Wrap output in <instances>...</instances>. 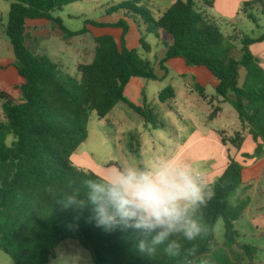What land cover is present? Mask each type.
<instances>
[{"label": "trees", "instance_id": "1", "mask_svg": "<svg viewBox=\"0 0 264 264\" xmlns=\"http://www.w3.org/2000/svg\"><path fill=\"white\" fill-rule=\"evenodd\" d=\"M3 1L10 2L5 34L12 45L15 68L22 81L11 87L19 94V99L0 91L3 114L0 122V250L10 256L12 264H48L60 243L70 239L78 241L90 253L92 264H179L177 259L167 257L162 247L154 258L139 254L136 243L143 237L140 230L117 228L106 232L89 222L90 209L78 211L59 205L64 194H71L75 188L84 196L86 188L82 181L98 177L74 166L71 157L88 138L90 113L105 118L118 103L126 104L153 128L162 127L153 109L132 104L124 91L133 78L152 81L166 78L167 62L181 59L187 66L206 68L217 79L216 95L233 106L243 129H248L257 143L252 155L242 157L245 160L261 158L264 156V70L250 46L264 42V34L258 38L244 37L241 57L234 59L229 56L231 48H222L224 36L219 27L201 10V6L212 8L214 0H177L158 19L140 5L141 0L126 1L112 6L108 13L140 17L147 32L161 30L172 37L159 62L164 74L157 75L149 60L126 47L129 26L123 19L108 24L89 20L85 24L121 29L120 43L118 45L112 36L96 38L93 61L79 64L76 67L79 76L73 77L48 56L29 51L25 46V29L27 20L44 19L58 25L66 36L86 33V29L69 31L62 20L54 16L55 12L81 0ZM257 1L260 0L245 2L242 8L254 23L255 17L248 10ZM139 43L145 51L150 50L143 36ZM240 69L246 71L242 84ZM199 92L204 97L203 89ZM158 98L166 103L175 98V91L168 86ZM219 111L218 106L213 107L209 118L213 119ZM220 135L224 145L230 143L240 148L241 132L230 138L224 133ZM10 136L13 140L8 143ZM131 140L136 137L132 136ZM130 147L132 150V144ZM111 166L119 167L113 162L108 167ZM244 168L229 156L223 174L210 183L216 194L201 209V215L211 230L193 242L198 248L194 264H200L201 258L208 256L219 218L225 221L226 239L235 241L233 223L242 216L249 200L238 198L233 205L230 199L242 186ZM50 188L52 192L48 191ZM184 246L192 244L184 242Z\"/></svg>", "mask_w": 264, "mask_h": 264}, {"label": "rangeland", "instance_id": "2", "mask_svg": "<svg viewBox=\"0 0 264 264\" xmlns=\"http://www.w3.org/2000/svg\"><path fill=\"white\" fill-rule=\"evenodd\" d=\"M91 1L96 0H82L68 5L63 8V11L55 12L54 16L62 18L69 31L79 32L85 28L86 19L97 18V13H94L91 9ZM126 1L131 0H111L108 5L116 6ZM140 5L146 6L147 2L142 3L141 1ZM243 5L244 3L241 5V10L232 17H223L216 13H214V16L209 17L219 27L224 36L222 48H231L229 56L234 59L241 57L244 37L258 38L264 34V0L252 3L248 10L255 17L256 23L248 19L247 15L242 11ZM0 6L9 9L10 2L0 0ZM68 16L73 17L69 18ZM7 17L6 13L2 14L4 28L7 24ZM112 17L115 19L116 15ZM129 24L128 48L135 49L142 58L149 60L155 73L159 76L162 75L159 61L162 56L161 50L163 46L161 44L156 46L159 42L157 38L159 30L155 33L146 32V25H144L140 17L130 18ZM139 30L142 31L145 41L152 46L153 52L151 54L139 44ZM161 33L171 38L169 34ZM57 43V41H54L50 46L52 54L51 52L50 54H45L53 62L58 63L61 60V62H66V65L69 66V63H72V59L66 56H72V52L63 56L62 53L58 52ZM45 46L47 45L45 44ZM73 46L86 49L87 53L83 62H91L93 60L94 44L89 35H80L75 39ZM171 70L168 76L162 80L152 81L134 78L125 88V95L133 104L140 107L147 106L159 115L162 127L155 129L152 125L146 124L141 116L124 103H118L116 108L106 118H99L95 112H91L87 123L88 138L71 157L72 164L80 169L91 171L98 176L101 175L93 170L99 167L100 169H106L112 162L118 166L140 162L149 164L157 155L176 154L180 144L185 142L196 126L216 127V123H213L208 118V114L204 109H198L197 106L194 108L189 106L187 103L188 99L182 93L179 94L177 104H174L171 100L166 102V104H162L159 101V93L168 86L175 87L177 90L184 84L186 89L191 86L188 82L189 79L184 80L181 77L179 69L176 71L174 67ZM67 72L70 76H79L76 70L74 71L72 68ZM245 74V70H240V84L243 83ZM205 87L208 96L216 95L215 88L211 84L206 83ZM8 92L15 99H19V94L13 91L11 87ZM194 93L198 97L197 93ZM232 107L229 104L225 105L226 109H234ZM233 111L232 113H234ZM2 120L3 114L0 104V122ZM232 120L226 114L224 121L227 126H230L229 123L233 122ZM132 136H135L136 140H131ZM12 140L13 137L10 136L7 142L11 143ZM130 144H132V150ZM186 160L189 161V159ZM194 164L205 170L204 161L194 162ZM240 191L241 189H238V193ZM230 203L235 205V200L231 198ZM253 209V211L252 208L246 211L233 223L234 231L236 232L233 243L225 237V221L222 218L217 220L213 229L210 252L207 257L201 258L200 264L203 261H206L207 264H264V201L253 204ZM243 247H247L249 250ZM55 253V256L50 257L48 264H92L90 253L76 240H64L57 247ZM0 264H12L10 256L2 250H0Z\"/></svg>", "mask_w": 264, "mask_h": 264}, {"label": "crops", "instance_id": "3", "mask_svg": "<svg viewBox=\"0 0 264 264\" xmlns=\"http://www.w3.org/2000/svg\"><path fill=\"white\" fill-rule=\"evenodd\" d=\"M109 1L111 0L91 1L90 2L91 9L93 10L94 13H97L96 16L97 18H88L85 20V22L90 20L102 24H108V23H117L120 19H123L129 26V31L126 34V47L128 48L127 37L130 32V24H129L130 18L122 16L121 15L122 13H108L109 9L112 7L108 5ZM141 1L142 3L147 2V5L145 7H147L150 10L152 16L155 19H158L167 9H169L173 4H175L177 0H141ZM249 1L251 0H214V4L212 8L206 9L203 6H201V10L209 17L214 16V13L221 15L223 17H232L241 10V5L243 3ZM9 10H10V6L9 9H5L0 6V91H6V92H8L10 87H12L13 85H17L22 81V79L18 76L17 70L15 68L16 59L12 45L5 34L6 26L4 28L2 22L3 21L2 14L6 13L8 15ZM113 15H116L115 19L114 17H112ZM68 17L72 18L73 16H68ZM59 19L62 20L63 24L65 23L62 18ZM84 29H86V33L81 35H89L91 37L94 44V55L96 48V43H95L96 38L102 36H112L115 39V41L118 43V45L120 43L122 30L119 28L96 27L90 24H85ZM146 29L147 27L145 28V31ZM140 31L141 30H139L140 38H141L143 34L142 31L141 32ZM161 32L163 31L161 30L158 31L157 38L159 42L156 44V46H159V44L163 46V49L161 50V55H162L161 59H162L167 51V46L172 43L173 39L172 37L171 38L166 37ZM79 36L80 35L72 36V37L66 36L58 25L44 19L26 21L25 46L29 51L36 54H43L47 56V54L45 53L50 54L52 49L50 48V46L53 44L54 41H57L59 47L58 52L62 53L63 56H66L68 53L72 52L71 53L73 54L72 56H66L72 59V63H69V66L66 65V62H61V60H59V62L56 63L59 66V68L65 73H68L67 71H69L71 68L75 71L76 67L79 64H88L93 61L92 60L91 62H83L85 61V55L87 53L86 49L73 46L75 39L78 38ZM45 44L47 46L44 47ZM148 45L150 46L149 52L151 54L153 52V48L150 44ZM250 51L259 60L260 66L264 70V42L253 44L252 47L250 48ZM166 67H167V76L172 71L171 69L175 67L176 71H178V69L181 71L180 75L182 78H184V80L189 79L188 82L191 85L189 89H186L184 88L185 85L184 84L178 90L175 87L171 86L175 91V98L171 100L172 102H174V104L178 103L179 94L182 93L188 99L187 103L189 106H192L193 108L197 106L198 109L199 108L204 109V111L208 114V118L212 112L213 107L218 106L220 108V111L213 119L209 118L213 123H216L217 126L216 127L196 126L195 129L192 130V132L189 134L185 142L180 144L179 149L177 150L175 155L182 156L184 159H189V161L192 163L198 161H204L205 170L203 171L205 172L209 183H213L218 177H220L223 174V172L228 166L229 156L235 159L236 161L240 162L241 164H243L245 168L242 176L243 183L240 188L241 191L239 193L237 191L233 199L236 200L238 198L240 199L248 198L249 204L244 210L243 214L246 211L251 210V208L253 211L254 210L253 204H258L264 201V156H262L259 159H248V160H245L242 156L245 154L252 155L255 152L257 143L254 141L252 135L249 134L248 129H243L235 109L230 110L225 108L226 104L231 105L229 102L227 101L224 102L223 99L221 97H218L217 95L211 97L207 95L206 87L204 88V85L206 83H209L214 88H216L218 81L206 68L187 66L181 59L170 60L169 62H167ZM162 73L164 74L163 71ZM192 86L194 87V89ZM201 89H203L204 91V97L200 96L199 91H201ZM194 92L197 93L198 97H196ZM124 95H125V91H124ZM125 97L129 102H131V100H129V98H127L126 95ZM230 98L232 97L230 96ZM162 104H166V103H162ZM144 105H146V103H144ZM116 106L112 109V111L116 108ZM232 110H234L233 111L234 113H232ZM226 114H228L229 117L233 119L232 120L233 122L229 123L230 126H227L225 124L224 120ZM238 132H241L243 134V141L241 142L239 149L235 148L230 143H228L227 145H224L222 143V137L220 133H224V135L227 138H230L233 137L234 134ZM259 143H261V141H259ZM95 169L93 171L98 172V174L102 176L108 169H110V167H107L106 169L104 168L100 169V167ZM101 170H105V171L102 172Z\"/></svg>", "mask_w": 264, "mask_h": 264}, {"label": "clouds", "instance_id": "4", "mask_svg": "<svg viewBox=\"0 0 264 264\" xmlns=\"http://www.w3.org/2000/svg\"><path fill=\"white\" fill-rule=\"evenodd\" d=\"M82 184L84 196L75 188L58 204L64 209H90L89 222L106 232L140 230L143 237L136 249L143 256L154 258L162 247L179 264H194L198 248L193 242L211 230L202 220L201 209L216 194L200 167L182 156L160 154L149 164L113 166ZM184 242L192 246L186 248Z\"/></svg>", "mask_w": 264, "mask_h": 264}]
</instances>
